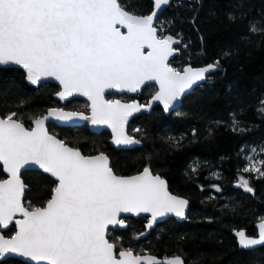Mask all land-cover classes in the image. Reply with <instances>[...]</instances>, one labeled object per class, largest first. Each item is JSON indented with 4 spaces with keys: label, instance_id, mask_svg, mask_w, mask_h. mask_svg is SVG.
<instances>
[{
    "label": "snow or ice",
    "instance_id": "6c2138e0",
    "mask_svg": "<svg viewBox=\"0 0 264 264\" xmlns=\"http://www.w3.org/2000/svg\"><path fill=\"white\" fill-rule=\"evenodd\" d=\"M153 2L151 14L134 15L119 0H0V66H21L33 85L54 77L63 88L61 99L78 93L91 101L90 117L50 109L34 118L30 128L17 112L0 116V163L8 174L0 179V228L14 221L17 229L10 238L0 234V259L18 254L36 264H184L179 255L160 260L118 247L108 238V229L125 225L122 213H150L149 228L168 213L182 217L186 200L172 195L149 167L136 175H117L103 152L84 155L45 127L49 118L66 123L90 119L93 125H108L116 144L139 143L126 134L125 124L151 103L106 100L105 90L136 92L154 81L159 90L153 100L167 111L219 67V61L201 68L172 67L169 58L180 41L154 24L170 0ZM258 30L264 31L250 26V31ZM25 166H38L55 179L42 206L23 202L26 186L20 172ZM262 167L264 162H250L244 171L264 176ZM240 186L252 191L244 177ZM17 214L22 218L15 219ZM257 227L256 237L236 233L242 247L264 244V218Z\"/></svg>",
    "mask_w": 264,
    "mask_h": 264
},
{
    "label": "trees",
    "instance_id": "16d2710c",
    "mask_svg": "<svg viewBox=\"0 0 264 264\" xmlns=\"http://www.w3.org/2000/svg\"><path fill=\"white\" fill-rule=\"evenodd\" d=\"M119 2L134 15L152 10L151 0ZM156 21L180 39L176 60L193 67L219 61L217 70L168 115L155 106L135 117L128 131L139 146L115 150L108 132L93 133L85 125H50L49 131L83 154L105 153L117 175L149 167L165 178L171 193L189 201L183 221L168 218L149 231L146 217L123 218L125 229L108 230L118 247L158 258L179 255L184 264H264V245L239 249L233 235L240 229L254 235L255 223L264 218V176L244 171L250 162H264V31H250L253 24L264 29V0L173 1ZM56 90L53 83L29 86L21 70L0 68V115L17 112L28 126L56 103ZM148 97L143 91L139 100ZM239 176L251 192L237 185ZM21 178L26 206L50 198L55 181L48 175L26 170ZM11 232L12 227L5 235ZM0 264L27 263L8 258Z\"/></svg>",
    "mask_w": 264,
    "mask_h": 264
},
{
    "label": "water",
    "instance_id": "95a60500",
    "mask_svg": "<svg viewBox=\"0 0 264 264\" xmlns=\"http://www.w3.org/2000/svg\"><path fill=\"white\" fill-rule=\"evenodd\" d=\"M173 1H182V0H170V3H169L168 5H166V6H162V9H161V10L159 11V13H158V17H159V15H160V14H161L166 8H168V7L170 6L171 2H173ZM151 2H152V10H151V12H150L149 14H151L152 11L154 10V2H153V0H151ZM147 15H148V14H147ZM158 17H157V18H158ZM156 20H157V19H156ZM155 23H156V21H154V24H155ZM122 31H126V30H125V29H122ZM172 36H173V35H172ZM174 37H175V36H174ZM175 38H176V37H175ZM176 39L180 41V39H178V38H176ZM180 44H181V41H180L179 44H174V45H173V47H174L175 49H177V51L174 53V55H173L172 57L169 58V61H170L171 58H173V57H175V56H177V55L179 54V49H178V47L180 46ZM207 65H208V64H207ZM188 66H190V65H188ZM188 66H186V67H188ZM205 66H206V65H204V66H199V67H193V66H191V67H193V68H201V67H205ZM0 68H16V69L21 70V71L24 73V77H25V81H26V83H27L29 86H32V87H38L39 85L44 84V83H53V84L57 85V86L59 87V91L54 95V97H55L56 99H59L61 102H65V101H67V100H69V99H71V98H84V99H87V100H88L87 97L82 96V95H80V94H78V93H74L72 96H69V97H67L66 99H61L60 96L58 95V93L61 92V91L63 90V88H62V85H60L59 81H57L54 77H47V78H44V79H42L38 84L33 85V84H31V83L26 79V73H25V70H24L21 66H17V65H7V66H0ZM215 70H217V68H215V69H213L212 71L206 73V74H205V78H204L203 80H200V81H197L196 83H194V84L192 85V87H191L190 89H187V90L185 91V93L182 94L181 97H180L177 101H175V102L173 103V105H172L167 111H165V109H164V105H163L162 102L153 100V96H154L155 93L159 90V85H158V83H156V82H154V81L146 82V84H154V85L156 86V92H155V93H154V94L148 99L147 103L144 104L145 106H147L149 103H151V107H150V108H148V107L141 108L139 111H137V112H133V113L128 117L127 122H126V124H125V132H126V134L129 136V134L127 133V127H128V124L130 123V121H131L133 118H135L136 116H138V115H140V114H143V113H145V114L150 113V111H151L155 106H159V107L161 108V110L163 111L164 115H168L170 112H172V111L176 110L177 108H179L180 105H181V103H182V100L184 99V97H185L187 94H189V93H190V92H191V91H192L197 85L203 83V82L206 80V78L208 77V75L211 74L212 72H214ZM146 84H145V85H146ZM145 85H142L141 88H142L143 86H145ZM141 88H140L138 91H136V92H128V91H126V90H125V91H121V90H119V89H107V90H105V93H104V94H106V93H108V92H115V93H117V94L128 93V94H131V95H135V94H137L138 92H140ZM88 101H89V100H88ZM134 102L140 104L138 101H134ZM121 103H127V102H121ZM129 103H133V102H129ZM141 105H143V104H141ZM88 108H89V114H88V115H86L85 113H83V114H84L85 116L90 117V116H91V101H89V107H88ZM50 109H57V108H49V109H47L46 112H45L43 115H41V116H45V115H47V113H48V111H49ZM58 110H62V109H58ZM63 111H66V112H74V111H68V110H63ZM79 113H82V112H79ZM0 116H1V115H0ZM39 117H40V116H39ZM32 121H33V120H32ZM32 121H31L30 127L33 126ZM48 123H54V124H56V125H58V126H75V125L86 124V125L88 126V129H89L91 132H100L101 130H106V131H108L109 134H110L109 145H110V147H113V148H115V149H130V148H133V147H136V146H139V145H140V142H139V143H134V144H116V143L114 142V134H113V132H112V129H111L108 125H93V124L91 123V120H90V119H89V120H76V121L71 122V123H66V122L58 121V120H56L55 118H49V119L45 122V127H46V128H47V124H48ZM25 127H26V126H25ZM30 127H29V128H30ZM47 130H48V128H47ZM48 132H49V131H48ZM49 134H50V135H53V134H51L50 132H49ZM54 136H55V135H54ZM129 137H131V136H129ZM57 138H58V137H57ZM131 138H133V137H131ZM58 139H59V138H58ZM133 139H135V138H133ZM135 140H137V139H135ZM137 141H138V140H137ZM78 150H79V149H78ZM81 153H82V152H81ZM82 154H83V153H82ZM94 155H97V154H94ZM105 155H106V154H105ZM109 164H110V160H109ZM0 166L2 167V171H3V165H2V163H0ZM110 166H111V165H110ZM26 170H37V171H40V172H42L43 174L48 175L50 178H52V179L55 181V179H54L53 177H51L50 174H46V173H44L42 169H39V168H38V166H25L24 168L21 169L20 176H21V173L24 172V171H26ZM142 171H143V169H142L141 171H139V172H142ZM139 172H137V173H135V174H132V175H136V174H138ZM3 174H4V176H5V178H3V179H7V178H8V174L5 173V172H3ZM132 175H126V176H132ZM122 176H123V175H122ZM162 178H163V177H162ZM21 179H22V178H21ZM163 179L165 180V178H163ZM22 181H23V179H22ZM165 181H166V180H165ZM23 182H24V181H23ZM166 183H167V181H166ZM24 184H25V183H24ZM25 186H26V187H25V191H26V189H27V185H25ZM167 186H168V185H167ZM168 190H169V189H168ZM169 192H170V191H169ZM170 193H171V192H170ZM171 194L187 201V205H186V207H185V209H184V215H183L182 217H178V216H176L174 213H168V214H166L165 216L158 217L157 220H156V222L153 223L152 227H150V228L147 227L148 222L151 220V214H150V213H141V214H139V215H135V214H132V213H122V214H121V217H122V218H128V217H130V218H134V219H137V218H139V217H146V218H147V221L144 223V226H145L146 231H149V230L153 229V228L156 226V224H158V223H160V222H162V221H164V220H166V219H168V218H174L176 221H183L184 218H185V216H186L187 210H188L189 201H188L186 198L182 197V196H179V195H176V194H173V193H171ZM23 198H24V196H23ZM23 198H22V199H23ZM21 218H22V217L20 216V214H17L16 217H15V219H21ZM259 222H260V221H258V222L255 223L256 235H254V236H250V235H247V234H246L247 236H249V237H256V236H257V234H258V227H257V225H258ZM11 226L14 227V232L12 233V235H14V234H15V231L17 230L14 221H13V222H12L7 228H0V234H3V232L6 231V230H8L9 228H11ZM117 227L120 228V229H125V228L127 227V222L125 221V225H124V226H120V225H114V226H113V225H110V226H109V229H114V228H117ZM109 229H108V230H109ZM241 230L244 231L243 229L233 231V235H234L235 238H236L237 246H238L239 249L250 250V249H254V248H256V247H259V246L264 245V244H261V245H255V246H250V247H247V248L242 247V246L240 245V243H239V237L236 235V233H237L238 231H241ZM244 232H245V231H244ZM12 235H11V236H12ZM11 236H8V237L5 236V237H6V238H10ZM134 254H135V253H134ZM145 254H148V253H145ZM150 255H152V254H150ZM153 256H154V255H153ZM8 258L18 259V260L23 261V262H25V263H27V264H36V262L31 261L29 258L21 257V256H19L18 254H7L6 257L3 258V259H0V261L5 260V259H8ZM157 258H158V257H157ZM158 259L163 260V259H165V258H158Z\"/></svg>",
    "mask_w": 264,
    "mask_h": 264
},
{
    "label": "flooded vegetation",
    "instance_id": "af4514ba",
    "mask_svg": "<svg viewBox=\"0 0 264 264\" xmlns=\"http://www.w3.org/2000/svg\"><path fill=\"white\" fill-rule=\"evenodd\" d=\"M173 58L170 59L169 62H171ZM57 86V85H56ZM59 91V87L57 86V90H56V93ZM145 91V93L149 94V97L146 99L145 102H140L139 100V97L141 95V93ZM156 92V86L154 84H146L145 86H143L140 90V92H138L137 94L135 95H131V94H128V93H123V94H117L115 92H108L106 94H104V98L106 100H120L121 102H134V101H138L140 104H146L148 99ZM55 93V94H56ZM54 99L56 100V103L49 107V108H57V109H62V110H68V111H74V112H82V113H85L86 115L89 114V101L87 99H84V98H71L65 102H61L59 99H56L54 97ZM48 108V109H49ZM137 117V116H136ZM134 119V118H133ZM132 119V120H133ZM131 120V121H132ZM130 121V122H131ZM130 124V123H129ZM129 124H128V127H129ZM50 125H54V126H57V127H78V126H83L85 125L87 128L88 126L86 124H82V125H75V126H58L54 123H48L47 124V128H48V131H49V126ZM26 126V125H25ZM26 127H30V125L26 126ZM128 127H127V133L129 134V136L137 139L135 136H133L129 131H128ZM89 130V129H88ZM90 131V130H89ZM101 131H106V130H101ZM100 131V132H101ZM50 132V131H49ZM108 132V131H106ZM51 133V132H50ZM93 133H99V132H93ZM53 134V133H51ZM54 135V134H53ZM108 135H109V138H110V134L108 132ZM56 136V135H55ZM57 137V136H56ZM60 139V138H59ZM138 140V139H137ZM108 143H109V139H108ZM70 146V145H69ZM72 147V146H71ZM113 148V147H112ZM78 149V148H77ZM115 149V148H114ZM115 150H119V149H115ZM122 150H126V149H122ZM100 153V152H99ZM95 154H98V153H95ZM105 154V153H104ZM86 155V154H84ZM90 155H94V154H90ZM109 158V157H108ZM110 160V159H109ZM5 178V176H4ZM3 179V178H2ZM147 220V219H146ZM13 228V232H14V227L11 226ZM11 232L9 235H5V231L3 232V235L8 237V236H11L12 233ZM256 235V233L254 234ZM254 235H251V236H254ZM141 254V253H139ZM145 254V253H143ZM174 257V256H173Z\"/></svg>",
    "mask_w": 264,
    "mask_h": 264
},
{
    "label": "built area",
    "instance_id": "2783aa9c",
    "mask_svg": "<svg viewBox=\"0 0 264 264\" xmlns=\"http://www.w3.org/2000/svg\"><path fill=\"white\" fill-rule=\"evenodd\" d=\"M155 26H157L158 29H159L161 26H163V24H162L161 22H157V21H156ZM163 29H164L163 34L168 35L169 33H167V32L165 31L164 26H163ZM177 56H178V55H177ZM177 56L173 57V59H172L171 62H170V64H171L172 67L176 68L177 70H181V69H183L184 67L188 66V64H187L188 60H187V62L180 61V60H176L175 58H176Z\"/></svg>",
    "mask_w": 264,
    "mask_h": 264
},
{
    "label": "rangeland",
    "instance_id": "374dc122",
    "mask_svg": "<svg viewBox=\"0 0 264 264\" xmlns=\"http://www.w3.org/2000/svg\"><path fill=\"white\" fill-rule=\"evenodd\" d=\"M242 176H239L238 177V179H237V185L239 186V187H241L240 186V178H241ZM249 186H250V184H249ZM243 190H245L243 187H241ZM246 191V190H245Z\"/></svg>",
    "mask_w": 264,
    "mask_h": 264
}]
</instances>
